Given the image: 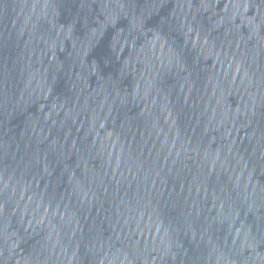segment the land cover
<instances>
[{"label":"water","instance_id":"obj_1","mask_svg":"<svg viewBox=\"0 0 264 264\" xmlns=\"http://www.w3.org/2000/svg\"><path fill=\"white\" fill-rule=\"evenodd\" d=\"M0 264H264V0H24Z\"/></svg>","mask_w":264,"mask_h":264}]
</instances>
